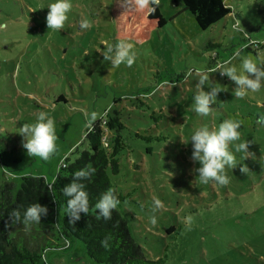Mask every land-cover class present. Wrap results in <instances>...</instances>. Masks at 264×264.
<instances>
[{
	"label": "rangeland",
	"instance_id": "374dc122",
	"mask_svg": "<svg viewBox=\"0 0 264 264\" xmlns=\"http://www.w3.org/2000/svg\"><path fill=\"white\" fill-rule=\"evenodd\" d=\"M52 2L0 0V24L7 25L0 28V186L19 184L26 175L51 184L64 158L84 148L91 113L99 119L115 108L132 120L129 129L139 124L143 134L167 137L160 147L131 139L119 157L118 186L131 200L116 208L146 256L162 258L161 264H264V126L256 122L264 115V79L258 91L240 98L235 83L217 69L225 61L239 67L245 56L264 66V0H223L230 12L206 29L183 10L181 0H159L165 24L146 42L132 43L137 54L131 66L104 59L107 48L119 42L111 0H70L68 19L58 31L46 25ZM84 20L89 26L81 29ZM203 74L209 77L204 91L221 89L208 116L193 110ZM42 111L54 119L57 137L47 161L28 156L22 147L26 137L18 133ZM224 119L241 124L240 140L229 144L237 165L225 169L228 184H204L188 141L200 126L215 130ZM245 140L248 153L236 152L235 144ZM170 226L174 230L168 232ZM64 244L46 249L37 264H101L80 240Z\"/></svg>",
	"mask_w": 264,
	"mask_h": 264
},
{
	"label": "trees",
	"instance_id": "16d2710c",
	"mask_svg": "<svg viewBox=\"0 0 264 264\" xmlns=\"http://www.w3.org/2000/svg\"><path fill=\"white\" fill-rule=\"evenodd\" d=\"M181 1L183 10L193 17L200 29L210 27L230 12L223 0ZM110 17L114 39L136 45L146 42L153 31L165 24L158 7L149 14L147 10L128 8L125 0H111ZM248 46L245 49H250ZM149 117L159 120L154 114ZM128 118V115L123 118L120 111L113 108L103 118L94 120L85 131L84 148L76 149L75 158H64L66 164L58 169L51 184L43 177L26 175L19 184L0 186V264H37L46 249L64 247L68 238L80 240L86 254L101 264L163 263L162 258L146 256L128 218L117 208L110 209V216L104 217L95 207L108 190L118 203L131 200L130 193L118 186L119 157L128 149L129 140L141 138L160 147L167 139L162 132L154 135L139 132V124L134 130L129 129L126 124L132 120ZM106 131L108 137H105ZM146 151L151 153L152 148L147 146ZM81 170L87 174L77 177L75 173ZM72 183L81 186L87 199V211L78 210L76 216L68 213L67 201L71 197L64 193ZM32 205H39L45 211L40 213L38 221L28 219L25 223L24 213ZM125 214L128 216L127 212ZM166 230L171 232L174 227Z\"/></svg>",
	"mask_w": 264,
	"mask_h": 264
},
{
	"label": "clouds",
	"instance_id": "9594fccd",
	"mask_svg": "<svg viewBox=\"0 0 264 264\" xmlns=\"http://www.w3.org/2000/svg\"><path fill=\"white\" fill-rule=\"evenodd\" d=\"M128 8L137 10H147L153 13L159 5V0H125ZM47 8L49 11L46 15V25L50 30H60L64 27L68 19V13L72 8L70 0H54L49 3ZM239 24V22H238ZM237 30H242L238 28ZM7 25L0 24V28H5ZM80 28H87L88 22L81 21ZM136 51L133 44L124 40L119 41L114 46H109L104 59L111 62L113 66H119L124 63L131 66L136 58ZM220 74L226 75L237 87L234 89L236 97L243 98L247 91H258L262 87V79H264V66H259L250 56H245L241 59L239 67L230 65V61H225L223 65H218ZM209 77L206 74L200 75L197 83L199 89L193 97V110L199 116H208L211 112V107L221 89L210 87V91H204L203 86L208 82ZM96 119V113H91L90 120ZM257 124L264 126V115L257 117ZM241 124L238 120L224 119L219 123L215 130L210 129L207 125H202L197 128L190 135L189 141L192 147L191 158L198 162L196 173L199 181L208 184L213 181L219 185H226L229 183V177L226 174V167L233 169L237 165V160L232 151L229 150L230 142L240 140ZM26 137L22 143V147L27 150L30 157H39L41 160L47 161L57 149L55 121L46 112H40L34 123L23 124L18 132ZM187 142V143H188ZM248 141H242L235 144L236 152L248 153ZM247 157V155H245ZM244 157V158H245ZM241 171H245V167H241ZM84 171H77V177L85 176ZM64 193L70 196L71 199L67 201V211L72 216H76L77 211H87L86 194L81 190V186L72 183L64 189ZM156 208H159L161 201L156 199L153 201ZM118 201L114 198L112 191H106L95 207L100 210L104 217L110 216V209H115ZM45 209L39 205H32L28 207L24 213L25 223L28 219L36 222L39 220L40 213ZM17 218H19V214ZM78 218V217H77ZM151 223L155 224L156 218L152 216ZM71 222V221H70Z\"/></svg>",
	"mask_w": 264,
	"mask_h": 264
}]
</instances>
